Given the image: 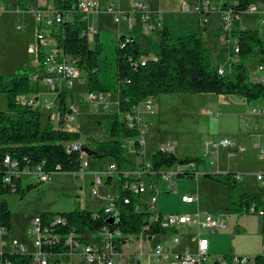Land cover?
I'll use <instances>...</instances> for the list:
<instances>
[{"label": "rangeland", "instance_id": "rangeland-1", "mask_svg": "<svg viewBox=\"0 0 264 264\" xmlns=\"http://www.w3.org/2000/svg\"><path fill=\"white\" fill-rule=\"evenodd\" d=\"M24 1L28 3L26 10L20 8L17 0H0L3 10V14L0 16V75H12L24 70L34 74L39 68L38 65L42 64V62L39 63L37 56L30 52V48L37 44L38 27L33 9L41 5L40 0ZM138 1L146 3L149 9L154 6L155 13L161 14L166 20L179 21L182 27L192 28L193 25L196 27L199 23V18L192 12V9L199 4V0H187L188 11H183L181 0H150L151 2L119 0L121 11L123 13L129 12L131 4ZM210 1L213 6H219L223 5L226 0ZM255 5L259 8V13L246 12L237 17L232 23V30L234 28L236 30L258 31L264 41V25L261 23L264 17V0H255ZM104 6L102 4V7ZM209 16L202 19L207 23L201 24V26H203L204 43L212 55V64L215 67H223L224 75L232 76V64L237 59L234 55L236 41L229 37L226 38L229 42H225V31L223 30L221 40L225 43H220L212 32V27H215V23L219 21L216 17L218 15L212 14L211 18ZM88 17L91 26L96 25L97 28L101 29V59L105 60L104 67L107 69V74L111 76L115 70L119 31L126 33L124 35L127 36L133 33L129 34L127 31L126 22L116 24L112 16L108 14L101 13ZM154 37L157 36L153 35V40ZM89 43L92 48L95 47L93 38H89ZM143 47L144 49L150 48L146 42L143 43ZM156 58L157 55L154 53L149 57V60ZM260 63L258 58H251L246 62L245 66L250 78L260 80L263 75L258 70ZM53 76L52 80L54 81ZM81 76L84 77L83 74ZM46 77L47 74L45 73L42 81ZM50 87L48 83L40 84L41 101L39 109L44 124L47 123V113L43 107L47 102L56 101L58 97L54 91H48ZM65 90L68 91L66 88ZM72 93L75 96L74 101L69 95L67 102L69 105L74 104L79 107L81 114L79 119L81 131L78 142L92 150L95 144L109 141L110 137L107 131L104 126L98 124V120L117 112L116 99L109 96L111 109L109 111L101 109L96 112L92 104L87 101V84L77 83ZM66 94L68 95V92ZM253 109L263 110L260 104H256V102L249 104L245 98L237 95L161 94L153 97V114L147 117L149 125L142 133L143 140L147 142V151H156L162 145L176 143L175 155L178 158L191 156L201 157L204 160L199 165V173L202 174L199 183L189 177L185 165H182L181 168L174 166L183 174L175 179L177 193H172L169 185L160 182L156 192L158 204L155 212L163 215H188L207 212L218 219H222L220 218L221 214H224L228 225V230L225 232L203 231V236L210 241L209 256L205 264H214L225 251H231L230 253L237 251L238 255L249 257L247 264H256L255 258L264 256V235L261 231L260 216L252 214L227 215L225 211L227 187L203 177L205 173H216L215 171L236 173L240 180V190L247 191L246 185L256 182V176L264 173V162L260 160L259 151L256 148L258 137L264 134V116L253 114ZM0 111H8L7 100L4 95H0ZM224 139L234 141L236 147H221L216 151L215 157L208 159L205 154L206 143H219ZM239 148H245L246 152L240 153L237 150ZM136 157L139 162L143 161L142 155ZM97 161L100 160L90 158L93 167L96 166ZM102 161L106 165L111 164V160ZM88 172L90 173V169ZM22 182L25 189L28 185L34 186V188L25 197L13 193L5 195L12 217L14 215V223L12 222L14 227H12L10 234L5 233L3 238L9 244L12 243V238H17L20 244L26 246L29 254L35 252L32 232L34 230L33 222L37 216L42 213L60 214L76 210L96 213L103 209L104 204L109 205V202L103 199L105 194L112 195L116 192L115 187L102 186L99 197H94L91 194L92 177L90 174L82 173H57L52 176L51 181L43 184L39 183V179L35 175L24 176ZM81 189L87 192L86 197L78 196ZM186 195L198 196L199 205L183 203L182 197ZM191 231L187 233L169 232L166 237L156 236L154 239L167 247L172 236L175 235L181 243L171 252L183 253L188 250L190 253H195L196 245L191 243L190 237L196 232L195 230ZM0 233L3 232L0 231ZM59 258L60 264H81L82 262L79 254H65ZM166 264H170V262L167 261Z\"/></svg>", "mask_w": 264, "mask_h": 264}, {"label": "trees", "instance_id": "trees-1", "mask_svg": "<svg viewBox=\"0 0 264 264\" xmlns=\"http://www.w3.org/2000/svg\"><path fill=\"white\" fill-rule=\"evenodd\" d=\"M80 0H55L65 16H69L61 25L51 27L50 33L57 47L68 57L76 60L77 68L87 81V91L90 93L112 94L117 97L119 109L116 113L101 117L100 126H104L110 140L99 142L92 148L97 160H111L119 170L121 178L118 197L115 200V210L105 213L104 209L96 213L76 210L69 213H42L44 225L50 226L57 217L66 219L65 225L53 228L51 235L61 238L60 244L50 250L57 256L69 254L64 241L72 234L84 241L99 233L104 228L120 230L123 236H134L145 232L147 236L167 235L176 230L164 229L152 222L155 216L147 203H141L137 195L125 191L123 170L130 160V150L123 143L124 140L139 137L137 130H129L124 121V114L141 101L161 94H215L237 95L250 103L264 100V85L251 80L246 69V62L251 58H258L264 65V41L258 31L234 30L231 37L236 40L239 54L232 64V76L221 75L219 67L212 64V55L203 40V33L181 27L172 30L168 26L156 32L159 45L144 49L141 37L142 23L139 22L132 32V36H122L118 39L115 56V70L112 75L107 74L104 67L105 60L101 59L102 42L91 49L88 44L90 34H81L87 29L88 21L78 10ZM20 8L26 10L27 2L17 0ZM255 5V0H236V3H225L222 10L232 8L234 19L248 11ZM124 44V47H122ZM155 60H149L152 54ZM235 55V54H234ZM233 55V56H234ZM146 64L142 66L141 61ZM44 51L40 49L39 61L43 62ZM115 81V82H114ZM39 83L33 80L32 74L24 70L12 75H0V95L7 100L8 111H0V230L10 234L12 212L5 199L7 194H21L25 197L34 186L25 189L22 186L24 176H13L11 184H4L7 175L3 166L6 155L18 162L19 173L32 169L45 162L44 170L52 176L56 173L75 174L80 172L81 163L78 154H67L65 144L79 141V134H70L56 129L52 124H44L38 107L25 103L29 96L34 97V105L38 103ZM60 108L67 110L66 95H60ZM135 151H139L136 145ZM152 171L155 179L161 172L175 165H186L195 162L203 163L201 157L178 158L174 154L154 151L150 155ZM205 179L215 181L228 189L227 214H253L262 217L261 231L264 235V189L259 192L241 191L239 177L236 173L212 174L205 173ZM125 200H128L126 203ZM139 207V208H138ZM157 208V207H156ZM115 217L116 221L109 220ZM148 227V228H147ZM233 255H224L222 264H234ZM2 261L11 264H33L31 255L6 252L2 253ZM56 263L60 264L57 259ZM256 264H264V256L255 258ZM214 264H221L220 260Z\"/></svg>", "mask_w": 264, "mask_h": 264}, {"label": "built area", "instance_id": "built-area-1", "mask_svg": "<svg viewBox=\"0 0 264 264\" xmlns=\"http://www.w3.org/2000/svg\"><path fill=\"white\" fill-rule=\"evenodd\" d=\"M183 11H188V1L181 0ZM236 3V0H226L225 3ZM222 5L213 6L210 0H201L192 12L199 15L202 18H207L210 14H220L224 21V31H225V41L231 37L232 23L234 21L233 9L222 10ZM78 10L85 14L88 19L89 15H98L102 12L112 16L113 21L116 24L126 22L127 29L129 32L135 30V20L137 23L141 21L143 26L151 32H157L163 29L164 24L160 16H153L151 12L148 11L147 6L142 3H134L128 13H123L119 7V2L117 0L112 1L106 8H101L100 2L98 0H83L78 4ZM249 13H259V8L256 5H252L248 8ZM3 14L2 5L0 4V16ZM35 21L38 27L37 30V45L36 48L31 51L32 54L37 56L39 60L40 49L44 51V60L40 66H43L45 73L47 74L44 83H48L52 90L56 91L55 82L52 80V76H59L68 91H72L76 83L86 84L87 81L81 76V73L76 65V60L68 57L61 49H59L53 40L50 33V28L56 25H61L66 18L65 13H62L55 3L46 5L44 8H40L34 12ZM88 21V20H87ZM206 21H202L201 24H206ZM264 25V17L261 20ZM83 34H90V39L93 38L95 45H97L98 29L93 26H87V29L81 34L83 39ZM129 37V36H126ZM90 48L92 46L88 44ZM124 47V44H122ZM95 48V47H94ZM234 54L237 56L239 54V49L237 45L234 48ZM40 63V61H39ZM142 66L146 64L141 61ZM39 68L34 74H32L33 80L39 82L44 77H41ZM259 72L262 73L260 83L264 85V65H260L258 68ZM219 73L224 75V69L220 68ZM61 94V93H60ZM87 101H89L94 110L98 112L99 110H110L109 96H114L112 94L105 93H90L87 92ZM34 97L29 96L25 99V103L33 105L39 108V102L34 105ZM116 98V105L119 109V102ZM39 100V99H38ZM67 106V105H66ZM47 113V120L56 129L62 130L70 134H79L81 131L80 119V108L74 105H68L66 111H62L60 108V101L47 102L43 107ZM253 114H262V111L252 110ZM153 114V98L149 97L139 104L135 105L131 111L124 114L123 118L125 124L129 130H137L139 137L131 140H124L125 146L134 152L136 145L139 146V151L143 157V163L141 164L138 172H130L129 168L123 170L124 182L122 188L125 191L130 192L133 195H137L141 199V203H147L153 210H156L158 204V198L156 192L159 189V183L169 185V189L172 193L176 194V177L183 175L179 170L175 169L174 166L165 169L161 172L158 179L154 177V172L152 171V165L150 161V156L147 155L145 151V141L142 140V133L144 129H147L149 125L148 116ZM206 156L214 157L215 151L223 148L236 147L234 141L229 139L221 140L219 143H206ZM84 147L81 142L73 141L67 142L65 144V150L67 154H78L79 161L81 163L80 172L82 174H88L90 169L91 175L93 176L91 194L94 197H99L100 188L109 182L114 176H119V170L115 163H111L109 166H98L97 168L91 169L90 157L84 152ZM259 151L260 159L264 161V146L256 145ZM158 151L174 154L176 153V143H168L159 147ZM240 153L246 151L245 148H239ZM3 166L6 169L7 175L4 178V184L9 185L12 182V177L19 176H37L39 183H47L51 181L52 175L44 170L45 162L37 165L32 169H26L19 173L18 162L13 160L11 156L6 155L3 159ZM181 168L182 165H175ZM189 177L195 179L198 183L200 181L202 174L199 173V165L195 162L185 165ZM257 184L260 186L261 190L264 189V174H259L255 178ZM120 183V182H119ZM81 197H85L86 194L82 190L80 192ZM116 197L108 198L109 205L104 209L105 213H112L115 210V200ZM127 203L128 200H125ZM182 202L188 205L195 204L198 202V197L195 195L183 196ZM139 208V207H138ZM66 219L63 217H57L50 226L44 225L41 216H37L33 222L34 230L32 234L34 235L33 247L35 252L29 254L26 246L19 243L18 240L12 239L10 244L12 253H21L26 255H31L33 264H58L55 261L59 259L60 256L55 255L51 252V248L60 244L61 238L59 236L53 237L51 232L54 227L59 225H65ZM157 226L176 230L177 233L183 228H189L195 230L190 237V241L196 244V252L190 253L189 251L175 254L166 250L162 245H156L154 251L150 253V247L148 242L149 237L145 232H142L134 236H123L122 232L118 229L109 230L104 228L97 234L89 237V241H84L75 234L70 235L65 241L64 246L69 249V254H79L82 258L81 264H145L143 260L145 258L149 259L147 264H166L167 261L170 264H205L207 257L209 255L210 241L207 237L203 236V231H210L212 233L224 232L228 230V225L225 220L218 219L207 212H197L195 214L188 215H177L168 214L163 215L161 213H155L152 218ZM148 228V227H147ZM179 244V239L176 237L173 242H171V247H175ZM62 256V255H61ZM249 261L248 257H234V264H247ZM221 264L223 263V258L220 259ZM0 264H11L9 262L2 261V253H0Z\"/></svg>", "mask_w": 264, "mask_h": 264}, {"label": "crops", "instance_id": "crops-1", "mask_svg": "<svg viewBox=\"0 0 264 264\" xmlns=\"http://www.w3.org/2000/svg\"><path fill=\"white\" fill-rule=\"evenodd\" d=\"M42 0H40V6H38L37 8H35V9H33V12H35L36 10H38V9H40V8H44L46 5H48V4H51V3H55V0H43L44 2L42 3L41 2ZM80 1H83V0H80ZM79 1V2H80ZM99 2H100V4H101V8H106L112 1H114V0H98ZM118 2H119V0H117ZM201 0H199V2H200ZM139 3H142V2H140V1H138ZM143 2H151L150 0H143ZM134 3H137V2H134ZM134 3H132L131 4V6L134 4ZM102 4L103 5H105L104 7H102ZM142 4H145L146 5V3H142ZM147 6V5H146ZM119 7H120V3H119ZM152 9L153 8H155L154 6L153 7H151ZM158 8H160V7H158ZM147 9H148V11L149 12H151V14L154 16H160L161 17V19H162V22H163V24L165 25V26H168L170 29H172V30H177L178 28V26H180L179 28H181L182 27V25H181V23L179 22V21H174V20H172V19H168V20H166V19H164V17L161 15V14H159V13H155L154 12V9L152 10V9H149L148 8V6H147ZM29 10H31V9H29ZM103 14H106V13H104V12H102ZM128 13V12H127ZM218 16H216V17H218V19H219V21L217 22V23H215V27L213 26L212 27V32H214V35L218 38V40L220 41V43H222L223 41L221 40V36H222V34H223V30H224V21H223V18H222V16L220 15V14H217ZM211 16L212 15H210L209 17L211 18ZM197 17L199 18V23H198V25L196 26V27H193L192 26V28H190V27H188L189 29H191V30H194V31H197V30H201L202 31V27L203 26H201V21H202V17H200L199 15H197ZM88 21H89V17H88V19H87ZM164 20V21H163ZM136 24H137V19H136ZM136 24H135V26H136ZM88 26H91V24H89V22H88ZM93 27H95V28H97V26L96 25H92ZM98 29V36L96 37L97 38V43L101 40V37H102V34H101V29L100 28H97ZM126 29H127V26H126ZM147 32H146V31ZM215 30V31H214ZM234 30H236V29H234L233 28V31ZM127 31H128V29H127ZM129 32V31H128ZM131 32H129V34H130ZM225 33V32H224ZM124 34H126V33H124V32H122L121 30L119 31V34H118V37L120 38V37H122V36H127V35H124ZM141 37H142V39H143V43L144 42H146V44L148 45V46H151V44H150V40L151 41H153V45H156V46H158L159 45V39H158V37H154V40H153V38H152V36L153 35H156V32H154V33H151L148 29H147V27L146 26H142V31H141ZM121 35V36H120ZM128 36H132V34H130V35H128ZM233 38H231V40H232ZM230 40V41H231ZM236 41V40H235ZM225 42H229V41H225ZM225 42H223V43H225ZM37 45V44H36ZM237 45V44H236ZM235 45V46H236ZM36 48V46L35 47H32V48H30V52L33 50V49H35ZM235 48V47H234ZM91 49H93V48H91ZM219 67V69L220 68H222V69H224L223 67H221V66H218ZM41 70V71H40ZM39 71H40V73H41V77L43 78V77H45V71H44V68H43V66H41V69H39ZM32 73H33V71H32ZM53 78H55L54 79V82H55V85H56V91H54V90H52V87H50V88H48V91H50L51 92V90L52 91H54L55 93H57V95H58V97L56 98V103H58L59 101H60V93H64V94H66V92H68V95L66 94V105L68 106L69 105V103L67 102V100H68V97H69V95H71V97H72V101H74V93H72V91L70 92V91H66L65 90V86H64V84H63V82H62V80H61V78L59 77V76H53ZM261 79V78H260ZM251 80L253 81V82H255V83H260V80H258V79H256V80H254L253 78H251ZM39 83V86H38V88H39V93H38V102H39V104H40V98H41V89H40V84H42V83H44L42 80L41 81H39L38 82ZM78 83V82H77ZM77 83H76V85H77ZM81 84V83H80ZM75 85V86H76ZM86 85V84H85ZM84 86V85H83ZM75 88V87H74ZM88 92V91H87ZM71 93V94H70ZM113 98H115L114 96H112ZM116 99V98H115ZM116 101V100H115ZM264 101L263 100H260V101H258V102H256V104H260V107L261 108H263V110L261 109L260 111H262L263 113L262 114H255V115H260V116H264ZM71 105H74V104H71ZM115 105H116V102H115ZM75 106V105H74ZM116 107H117V111H118V106L116 105ZM110 109H111V103H110ZM113 114V113H112ZM109 115H111V114H109ZM106 116H108V115H106ZM142 140H143V138H142ZM145 141V140H144ZM146 144H147V142L145 141V151H146V153H147V155L148 156H150L154 151H150V152H148L147 151V149H146ZM258 144L260 145V146H264V134H262V135H260L259 137H258ZM219 150V149H218ZM238 150V149H237ZM217 151V150H216ZM215 151V156H216V154H217V152ZM246 152V151H245ZM205 154H206V152H205ZM137 155H141L140 153H137V152H130V160H131V163L132 164H129V166L127 167V168H129L130 170V172H133V171H135V172H138L139 171V168H140V166H141V164L143 163V161H141V162H139L138 160H137ZM214 156V157H215ZM208 159H209V157H207ZM135 160H137V161H135ZM261 160V159H260ZM261 161H263V160H261ZM264 162V161H263ZM112 163V162H111ZM96 166L95 167H93L92 165V168H97L98 166H109V165H106L103 161H97V163L95 164ZM212 165H213V163H212ZM199 171H200V169H199ZM216 173H212V174H227V173H229V171H215ZM57 174V173H56ZM64 174V173H63ZM88 174H90V176L92 177V181H93V176L91 175V172L89 173L88 172ZM261 174H264V173H261ZM259 175V174H258ZM120 180H121V178H120V176H114L112 179H110L109 180V182H106V184L104 185V187L106 186L107 188H109V187H115L116 188V192L114 193V194H112V195H110V194H105V196L103 197V199H105V201H108V198H111V197H116L117 195H118V192H119V182H120ZM200 182V181H199ZM198 182V183H199ZM251 185H246V188H248L247 189V191L248 192H259L260 190H261V188H260V186L257 184V182H252V183H250ZM257 184V185H256ZM91 185H92V182H91ZM22 186L23 187H25L24 186V184H23V182H22ZM253 186H258V187H253ZM84 191L85 192V194L87 195V192L84 190V189H81V191ZM80 191V192H81ZM241 191H244V190H241ZM80 192L78 193V196L79 197H81L80 196ZM86 197V196H85ZM198 197V196H197ZM196 204H198L199 205V198H198V202L196 203ZM108 205L107 204H104V207H103V209H105L106 207H107ZM225 211H226V209H225ZM227 215H230V214H227ZM253 215V214H252ZM231 217V216H230ZM13 218H14V215H13V217H12V222H13ZM220 218H222L223 220H225V216H224V214H221V217ZM14 223V222H13ZM261 223H262V217L260 216V226H261ZM14 227V226H13ZM1 231V230H0ZM191 231V229H189V228H183V229H181L178 233H187V232H190ZM2 232V231H1ZM192 232V231H191ZM225 232V231H224ZM5 235V233H0V253H6V252H9L10 251V249H11V246H10V244L9 243H7V241L3 238V236ZM168 235V234H167ZM167 235H156V236H159V237H166ZM189 235V234H188ZM156 236H153L152 238H149L150 239V241L148 242V245H149V247H150V253L152 252V251H154V248H155V246L156 245H162V243L160 242V241H155V237ZM177 236H172V238H171V240H170V242H169V244H168V246L166 247V246H164V245H162L166 250H168L169 252H171L172 250H173V248H175V247H171V242H173V240L176 238ZM178 238V237H177ZM12 239H15V238H12ZM179 239V238H178ZM16 240H18L17 238H16ZM180 243H181V241L179 240V244L178 245H180ZM192 243V242H191ZM177 245V246H178ZM196 245V244H195ZM195 248L197 249V247L195 246ZM186 251H188V250H186ZM186 251H184V252H186ZM231 251H225L224 253H222V256H221V258L224 256V255H233V256H239V257H241L240 255H238V253H237V251H233V252H236V253H230ZM171 253H173V252H171ZM182 252H180V254H181ZM175 254H179V253H175ZM209 256V255H208ZM61 257V256H60ZM220 258V259H221ZM249 258V257H248ZM60 259V258H59ZM219 259V260H220ZM149 262V259L148 258H145L144 260H143V263H145V264H147Z\"/></svg>", "mask_w": 264, "mask_h": 264}, {"label": "water", "instance_id": "water-1", "mask_svg": "<svg viewBox=\"0 0 264 264\" xmlns=\"http://www.w3.org/2000/svg\"><path fill=\"white\" fill-rule=\"evenodd\" d=\"M84 152L89 156V157H93V156H96V152H94L93 150H91L90 148L88 147H84ZM111 223H114L116 221V218L115 217H111L110 220H109Z\"/></svg>", "mask_w": 264, "mask_h": 264}]
</instances>
